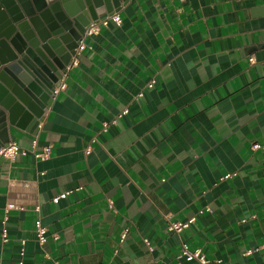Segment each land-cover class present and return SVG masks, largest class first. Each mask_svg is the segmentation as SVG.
I'll return each mask as SVG.
<instances>
[{
    "label": "crops",
    "instance_id": "obj_1",
    "mask_svg": "<svg viewBox=\"0 0 264 264\" xmlns=\"http://www.w3.org/2000/svg\"><path fill=\"white\" fill-rule=\"evenodd\" d=\"M118 14L42 118L8 92V143L26 154L0 158V264H196L182 243L208 264H264V0Z\"/></svg>",
    "mask_w": 264,
    "mask_h": 264
},
{
    "label": "water",
    "instance_id": "obj_2",
    "mask_svg": "<svg viewBox=\"0 0 264 264\" xmlns=\"http://www.w3.org/2000/svg\"><path fill=\"white\" fill-rule=\"evenodd\" d=\"M125 1L0 0V147L8 143L12 124L14 100L8 92L42 118L58 72L89 21L118 12Z\"/></svg>",
    "mask_w": 264,
    "mask_h": 264
},
{
    "label": "built area",
    "instance_id": "obj_3",
    "mask_svg": "<svg viewBox=\"0 0 264 264\" xmlns=\"http://www.w3.org/2000/svg\"><path fill=\"white\" fill-rule=\"evenodd\" d=\"M115 24L120 25L121 18L118 14V12H115L111 15H108L100 20H94L89 21L88 25L85 27L79 41L77 42L76 47L73 50V53L70 57L69 63L64 67V71L60 72V79L59 83L53 88L51 97L53 98L59 91L63 90L65 88V79L66 75L69 71V69L76 64L77 59L79 55L81 54L82 50L85 48L84 44V38L88 37L93 34H97L101 28H107L109 24ZM249 62L253 63L254 59L251 57L249 58ZM154 84L153 80H150V82L146 85L147 88H152ZM141 95V94H140ZM139 95V96H140ZM106 127V124L103 126ZM253 149H257L258 145H253ZM51 147L46 146L44 147L41 152L34 153V157L38 158L40 160L45 159L49 153H50ZM87 152L89 150L87 149ZM26 152L21 150L19 146L15 142H9L5 146L0 147V158H8V159H14L17 155H25ZM65 194H62L60 197H63ZM209 211V209H207ZM194 219L190 218L187 221L183 223H170L168 225V231L174 232L176 234L180 233L182 230L188 228L192 223ZM34 233L36 236V240L39 244H43L47 241V230L41 225L39 220H36L34 222ZM125 234L123 233L121 235V239H124ZM1 239L2 242H5L7 240V230L4 228L1 232ZM22 250L20 254L22 255ZM179 258H184L186 261H194L196 264H208L207 259L203 255V253L200 250H188L186 244L182 243L181 245V253L179 255ZM21 264V263H20Z\"/></svg>",
    "mask_w": 264,
    "mask_h": 264
},
{
    "label": "bare ground",
    "instance_id": "obj_4",
    "mask_svg": "<svg viewBox=\"0 0 264 264\" xmlns=\"http://www.w3.org/2000/svg\"><path fill=\"white\" fill-rule=\"evenodd\" d=\"M49 62L51 65L53 64V66H56L54 63H52V61L49 60ZM57 62L60 64L59 60ZM63 71H64V69H63ZM58 74H59V77L57 78V84L59 83V79H60V75H61L60 72H58Z\"/></svg>",
    "mask_w": 264,
    "mask_h": 264
}]
</instances>
